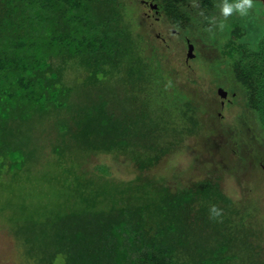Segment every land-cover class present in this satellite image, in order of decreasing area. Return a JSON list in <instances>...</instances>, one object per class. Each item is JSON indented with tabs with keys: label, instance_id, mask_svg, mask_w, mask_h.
Wrapping results in <instances>:
<instances>
[{
	"label": "trees",
	"instance_id": "trees-1",
	"mask_svg": "<svg viewBox=\"0 0 264 264\" xmlns=\"http://www.w3.org/2000/svg\"><path fill=\"white\" fill-rule=\"evenodd\" d=\"M197 1L163 0V17L223 42L264 128V14L247 27L243 15L214 13L225 1ZM139 7L0 0V231L32 264H264L263 223L214 169L185 183L161 172L205 123L183 93L166 92Z\"/></svg>",
	"mask_w": 264,
	"mask_h": 264
},
{
	"label": "rangeland",
	"instance_id": "rangeland-1",
	"mask_svg": "<svg viewBox=\"0 0 264 264\" xmlns=\"http://www.w3.org/2000/svg\"><path fill=\"white\" fill-rule=\"evenodd\" d=\"M223 1L230 5L241 2ZM223 6L224 3L218 4L214 9L220 18L225 17ZM139 9L142 10L141 6ZM250 9V14L243 15L244 26L249 25V16L264 14L261 6L253 4ZM233 12L241 15L236 10ZM141 13L144 14L143 10ZM231 28L229 19L221 22V34L218 32L217 37L222 35L223 40L227 39ZM173 30L166 21L147 18L140 29L148 40L149 53L160 62L166 92L183 93L192 104L199 106L205 131L201 136L187 138L173 156L165 158L161 172L169 179L178 178L185 183L196 182L214 169L225 194L236 205L254 208L255 218L263 223L264 230V164L261 161L264 160V128L255 122L256 113L245 107V92L236 81L235 69L223 61L220 53L223 42L218 45L208 32L197 27L190 26L177 33ZM189 44L194 48L192 54ZM224 91L226 98L221 97ZM229 102L233 105H228ZM97 162L94 160L93 165ZM21 252L15 236L7 230L0 231V264H32L22 260Z\"/></svg>",
	"mask_w": 264,
	"mask_h": 264
},
{
	"label": "flooded vegetation",
	"instance_id": "flooded-vegetation-1",
	"mask_svg": "<svg viewBox=\"0 0 264 264\" xmlns=\"http://www.w3.org/2000/svg\"><path fill=\"white\" fill-rule=\"evenodd\" d=\"M138 4L141 6L144 12V16L148 20L153 21H166L169 24V21L163 17V7L160 6L163 0H136ZM197 5L200 3L196 0ZM187 19V18H186ZM185 19V20H186ZM172 25V24H169ZM174 33H177V30H173ZM188 38H186V43L188 42Z\"/></svg>",
	"mask_w": 264,
	"mask_h": 264
},
{
	"label": "clouds",
	"instance_id": "clouds-1",
	"mask_svg": "<svg viewBox=\"0 0 264 264\" xmlns=\"http://www.w3.org/2000/svg\"><path fill=\"white\" fill-rule=\"evenodd\" d=\"M253 7L252 0H241V2L235 4H225L222 8L225 16L229 15L233 10H236L241 15H247V10ZM213 215L218 216L220 213L217 211L215 206L211 209Z\"/></svg>",
	"mask_w": 264,
	"mask_h": 264
},
{
	"label": "water",
	"instance_id": "water-1",
	"mask_svg": "<svg viewBox=\"0 0 264 264\" xmlns=\"http://www.w3.org/2000/svg\"><path fill=\"white\" fill-rule=\"evenodd\" d=\"M261 2H263L264 3V0H260ZM193 45L192 44H189V53H193ZM221 91V90H220ZM226 96H227V92L226 91H224L222 94H221V97L222 98H226ZM264 168V167H263Z\"/></svg>",
	"mask_w": 264,
	"mask_h": 264
}]
</instances>
